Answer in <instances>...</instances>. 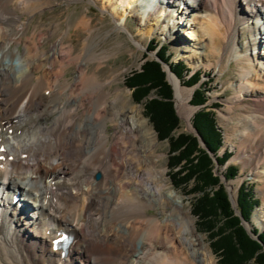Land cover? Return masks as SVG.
<instances>
[{
  "label": "bare ground",
  "instance_id": "obj_1",
  "mask_svg": "<svg viewBox=\"0 0 264 264\" xmlns=\"http://www.w3.org/2000/svg\"><path fill=\"white\" fill-rule=\"evenodd\" d=\"M109 1L103 12L111 8L112 15H117L114 4L135 16L139 10L140 32L153 34L162 23L165 32L161 34L171 40L179 29L169 21L179 18L181 11H196L185 20L186 33L182 34L194 49L208 48L220 57L228 45L236 61L246 62L234 99L240 102L245 96L253 102L254 109L239 121L245 122L246 142L254 150L240 161L253 164L252 176L264 180V0ZM37 7L38 0H0V24L7 27L6 38L0 30V55H4L0 65V186L4 193L18 192L26 199L19 212L8 209L10 197L1 199L0 264H215L203 238L194 232L182 198L167 187L165 170L155 167L160 157L154 150L156 143L151 132L142 128L146 122L130 104L127 90L110 91L115 76L97 79L96 72L110 54L92 50L97 42H88L89 36L82 41L80 53L63 46L69 24L50 52L39 55L33 38L21 53L16 51L23 29L20 10L30 9L31 14ZM124 16L120 15L122 20ZM215 16L222 20V28L211 26ZM91 23L84 14L75 26L90 30ZM241 26L252 33L244 54L237 49ZM93 62L98 63L96 72H87ZM71 64L79 65L73 81L62 78ZM166 70L179 115L188 122L191 93ZM249 71H255L254 77L246 81ZM107 125L114 128L111 135ZM96 173L100 175L97 182L93 180ZM260 190L264 200V187ZM263 216L256 212L250 224L244 223L246 229L263 226ZM63 225L76 235L67 257L60 260L50 250V238L44 232ZM107 226L117 229L108 231Z\"/></svg>",
  "mask_w": 264,
  "mask_h": 264
},
{
  "label": "rangeland",
  "instance_id": "obj_2",
  "mask_svg": "<svg viewBox=\"0 0 264 264\" xmlns=\"http://www.w3.org/2000/svg\"><path fill=\"white\" fill-rule=\"evenodd\" d=\"M13 1L18 2L19 0ZM109 4V0H38L39 8L37 7L38 9L34 11L35 13L33 12L29 14L31 12L30 9H27V11L26 9L22 11L20 10V22H22L23 29L19 36V42L16 47V51L18 50L19 53H21L23 47L28 45L30 39L33 38L32 40L35 41V45L37 47L39 46L37 48L39 49L37 52L38 54L42 52L44 54L50 52L51 50H53V47L58 42L61 35L63 36V34L67 32L69 24L70 29L68 30L67 34L63 36V46H71L72 52L74 54L80 53L82 49V41L86 36H89L88 42H92V39L93 41L97 42L96 45L92 47V50L94 49V51L110 54L109 58L104 62V66H102L99 71H95L97 69V62L90 63L87 66L86 71L96 72L98 80H105L107 78H110L111 76H115V80L110 85V91L112 92H114L117 88L127 90L130 98V104L136 106L139 109V116L146 122V126H143L142 128L151 132L153 140L156 143L154 146V150L157 155H160V157L157 158L155 167L157 169L165 170L164 177L166 179L165 182L167 184V187H169L171 190H175L177 194L182 198L184 203L183 210L187 211L191 220L193 221L194 232L203 238L207 249L209 248L208 250L212 256L214 263L218 264L217 254L210 250V244L218 236L216 233H214L215 229L209 231V233H214V236L210 237L207 233L204 232L205 230L202 228L203 226L201 227L199 225V220L190 215V204L193 203L194 199L197 198L196 192L191 191L194 184L190 180L178 184L180 190L174 188V185L169 178V174L172 172L168 171L166 163L168 152L167 143L164 140L161 141L156 138V135L150 123L148 122V119L143 116L142 100L140 102L133 101V99L131 98V91L127 87H125L123 81L124 78H126L130 73L138 71L139 66L144 61L142 57L143 53L146 54V59L153 58L152 53L145 51L146 44L149 40H155L157 42L165 44L167 46V52L168 54H170L171 60L173 62L182 61L184 62L186 68L191 72L199 71L201 73L200 82H202V84L206 83V86H203L204 89L207 90L204 92L206 97V105L209 108L208 110L212 112L215 119V124L221 132L222 145L218 151V154L226 149L227 152H229L232 156H230V160L228 159L223 166L219 167L215 162L214 167L211 170L223 184L230 208L232 209L235 216L239 217L235 204V197L238 187L241 183H243L251 189L253 198L256 199L258 203L251 211L249 217L250 221L246 223L250 224L256 212L264 215V200L260 195V189L264 187V180L263 178L252 176L251 173L254 169L253 164L242 163V161H240L241 158L248 156L250 150H254V146L250 147L252 144L246 142V133L248 132L245 129V122L239 121V119H241L242 117H247L252 109H254L252 106L253 102L250 98H247L245 96H243L240 102H236V100L234 99L239 94L238 82L240 80V69L241 67L242 69H245V67L243 66H246V62L243 60L236 61L233 56L234 54L232 52V49L228 45L227 50L223 53H220V57L219 55H216V53H213V51L210 52L208 48H206L207 50L205 49V51L194 49L195 46L193 47V42H190V40L186 39L184 35H182L186 33L184 22L188 18H193L194 14H196V11L194 10V12H191V9L181 11V16L179 18L175 17V20L173 19L172 21H169V24L171 26L173 23L177 25L179 29L176 36L171 40L167 39L164 34H161L165 30V27L162 26V23L158 31L154 32L153 34H144L145 31L140 32L141 28L139 26L140 21L138 17L140 18L142 17V15L139 10L136 13V15L138 16L137 17L135 15H132V13H128V10L124 11L123 6L115 5L113 3L114 6H117L116 9L118 14L112 15V13L110 12L111 8L106 9L105 12H103L101 9L102 7L110 6ZM84 14L85 16L90 17L92 20L90 30H81L79 28H76L75 26L77 20ZM122 14H125L124 20H122V18L120 17V15ZM162 19H164L165 21L167 20V18L164 17H162ZM117 25H121L122 27L118 28ZM211 26L222 28V20H219L217 16H215V19L211 22ZM248 26L252 27L249 22ZM6 28L7 27L5 25L0 24V30L3 32V37L5 38ZM238 31L239 34H237L236 38L237 43L239 44V47L237 46L238 53L240 52L244 54L246 51V45L249 42L252 33L248 32L247 28L243 26L239 27ZM89 32H92V34L89 35ZM132 36L134 41L131 39ZM38 37L43 38L38 39ZM214 40V42L218 43V41H216V38ZM134 42L141 44L144 49L136 46ZM177 44H179V46H177ZM13 46L14 44L10 46L9 50H12ZM188 49L192 50L193 52L187 53L186 50ZM207 51L209 52L207 53ZM187 56L189 58H185ZM219 59L221 60V63L219 62ZM3 60L4 55H0V65L2 64ZM52 67L54 68V64L52 65ZM78 68V64H71L69 66H66V68L64 69L65 73L63 72L62 78L73 81L75 75L78 73ZM164 68L166 69L165 66ZM164 68L163 70L165 71ZM165 72L167 73V76H165V78H167L166 82L171 89L175 113L179 119V128L172 135L174 136L179 132L196 135L190 125L191 116L196 111V108L188 105L191 110L188 122H186L184 118L179 115L174 95V87L168 80V71L166 70ZM249 72V79H247L246 81H249L252 77H254L252 74L255 73V71ZM181 88H183L185 92L190 93L193 90L192 87H186L182 85ZM105 89L109 88L105 87ZM46 96H48V94H46ZM213 106L216 107L213 108ZM107 129V134L111 135L114 128L111 125H107ZM240 133H244L245 137H239ZM259 136L261 137L262 133L259 134ZM198 142L199 145L202 146L199 139ZM107 144L109 145L110 142ZM226 165L235 166L237 169L236 176L233 179L227 181H225L223 177L224 168ZM99 179L93 180L97 182L99 181ZM230 184L232 185L231 189L228 187V185ZM1 191L2 187L0 188V197L3 198L4 194H1ZM232 197H234V203L232 202ZM30 203H32V201H30ZM92 209L93 208H91L90 210V214L92 212V214L95 213V209H93L94 211ZM155 212L156 211L154 210L147 211L148 214L157 215V213ZM92 214L91 217L94 218L95 216ZM98 216L96 215V217ZM262 219L263 226L254 224L255 226L251 225L250 229H246L247 225L245 227V222L241 219L240 225L245 230V233L250 238L254 239L251 231L254 229H258L259 231L264 229V216L262 217ZM115 228L117 229V227ZM115 228L107 226L106 229L108 231H110L111 229L112 231Z\"/></svg>",
  "mask_w": 264,
  "mask_h": 264
},
{
  "label": "trees",
  "instance_id": "obj_3",
  "mask_svg": "<svg viewBox=\"0 0 264 264\" xmlns=\"http://www.w3.org/2000/svg\"><path fill=\"white\" fill-rule=\"evenodd\" d=\"M157 45L156 42L148 48V51H154L155 57L146 59L143 54L144 61L138 71L130 73L123 83L131 91L133 101L142 100L143 116L148 119L156 138L167 143V169L172 172L169 178L174 188L179 190L178 184L190 180L194 184L191 191L196 192L197 198L190 204V215L199 220V225L203 226V231L210 237L214 233L218 235L210 244V250L217 254L218 264H264V229L261 232L252 230L253 239L240 225L239 217L249 222L251 211L258 203L251 189L243 183L238 187L235 204L239 217L235 216L223 184L211 170L214 162L219 167L225 165L230 153L223 151L218 154L222 137L206 105V90L202 89V84L193 90L188 102L197 107L190 119L196 135L183 132L172 135L179 128V119L162 64L169 67V72L182 86H194L199 80V74L195 72L189 75L182 62L169 61L166 46ZM236 174L235 166H225V181L233 179ZM212 229L215 232L209 233Z\"/></svg>",
  "mask_w": 264,
  "mask_h": 264
},
{
  "label": "water",
  "instance_id": "obj_4",
  "mask_svg": "<svg viewBox=\"0 0 264 264\" xmlns=\"http://www.w3.org/2000/svg\"><path fill=\"white\" fill-rule=\"evenodd\" d=\"M99 178V174H95V179ZM240 218V217H239ZM241 219V218H240Z\"/></svg>",
  "mask_w": 264,
  "mask_h": 264
}]
</instances>
